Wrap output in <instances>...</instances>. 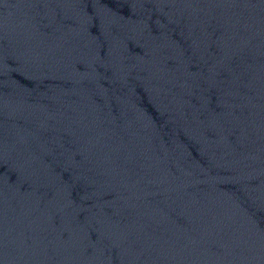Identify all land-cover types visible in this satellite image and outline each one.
<instances>
[{
  "label": "water",
  "instance_id": "water-1",
  "mask_svg": "<svg viewBox=\"0 0 264 264\" xmlns=\"http://www.w3.org/2000/svg\"><path fill=\"white\" fill-rule=\"evenodd\" d=\"M0 264H264V33L225 0H0Z\"/></svg>",
  "mask_w": 264,
  "mask_h": 264
}]
</instances>
